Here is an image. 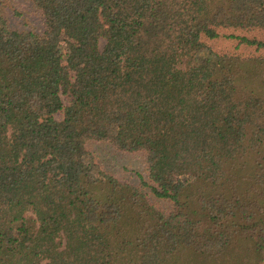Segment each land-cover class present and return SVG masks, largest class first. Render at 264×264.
<instances>
[{
	"label": "trees",
	"instance_id": "obj_1",
	"mask_svg": "<svg viewBox=\"0 0 264 264\" xmlns=\"http://www.w3.org/2000/svg\"><path fill=\"white\" fill-rule=\"evenodd\" d=\"M30 1L42 32L0 0V264H264V56L206 42L264 51V0Z\"/></svg>",
	"mask_w": 264,
	"mask_h": 264
},
{
	"label": "rangeland",
	"instance_id": "obj_2",
	"mask_svg": "<svg viewBox=\"0 0 264 264\" xmlns=\"http://www.w3.org/2000/svg\"><path fill=\"white\" fill-rule=\"evenodd\" d=\"M2 14L9 27L14 30H32L42 32L44 29L43 19L30 0H1ZM250 37H256L264 41V33H251ZM207 45L218 54H236L242 57L250 58L264 56V51L257 52L255 47L239 46V41L234 39L219 38L217 40H207ZM262 54V55H261ZM66 105H69L71 94L63 95ZM58 119L62 116L57 115ZM96 156V162L100 164L103 170L114 175L121 181L130 183H140L139 174L147 177L144 172V162L137 154H122L107 146H94L93 150ZM157 206H160L159 200H153ZM165 207V204L162 205ZM230 264V263H229Z\"/></svg>",
	"mask_w": 264,
	"mask_h": 264
}]
</instances>
